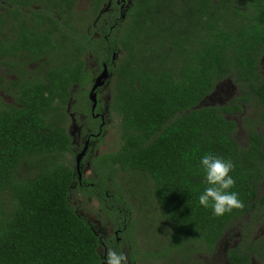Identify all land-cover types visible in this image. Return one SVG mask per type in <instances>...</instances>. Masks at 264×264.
<instances>
[{
  "label": "trees",
  "instance_id": "16d2710c",
  "mask_svg": "<svg viewBox=\"0 0 264 264\" xmlns=\"http://www.w3.org/2000/svg\"><path fill=\"white\" fill-rule=\"evenodd\" d=\"M102 1L89 0L88 10L95 14ZM75 4L0 0V69L16 75H0V90L13 98L0 96V264L106 260L98 250L102 234L77 211L69 194L76 184L82 197H97L108 210L105 190L118 169L140 171L151 179L150 191L173 227L161 250L127 247L128 264L137 253L150 259L173 250L212 252L234 221L245 227L264 211V190H259L264 135L258 128L264 127V0H126L125 15L114 30L108 28L112 12L100 15L99 36L77 24ZM22 7L28 8L26 14ZM113 50L118 55L112 61ZM85 51L112 71L109 110L119 116L120 143L92 158L94 176L78 179L75 167L60 157L71 146L66 101L68 88L84 83ZM39 57L40 65L46 63L41 76H25L27 62ZM226 78L237 85L238 94L226 103L203 104ZM245 104L258 109L246 118L242 143L235 136V120L227 114ZM207 153L234 162L236 185L231 191L239 193L242 209L215 216L199 204V195L209 186L200 166ZM25 161L35 170L18 175ZM116 185L110 194L123 203L114 210L124 213L125 232L133 235L135 221L124 190ZM108 239V250L122 252L113 236ZM251 249L230 247L229 264H250Z\"/></svg>",
  "mask_w": 264,
  "mask_h": 264
},
{
  "label": "rangeland",
  "instance_id": "374dc122",
  "mask_svg": "<svg viewBox=\"0 0 264 264\" xmlns=\"http://www.w3.org/2000/svg\"><path fill=\"white\" fill-rule=\"evenodd\" d=\"M89 0H76V14H81L84 12L85 7L88 5ZM118 54V53H117ZM117 57V56H116ZM261 72L264 75V54L261 59ZM89 65L94 66V61L89 58ZM1 73V71H0ZM10 73V72H9ZM6 76H9L7 74ZM113 81V77L106 80L103 86L99 88V98L100 107L105 112V122L102 129V134L99 139L95 142L92 149H90L86 155L82 158V177L90 178L95 175V170L93 169L92 158L98 153L106 152L112 149H116L120 143V137L118 132L119 116L109 110L110 101V84ZM76 91V88H73ZM238 94L237 85L232 82L230 78H226L218 82L214 90L208 94L202 101L203 104H213V103H226L231 97ZM82 108L86 112L90 106L88 102L82 100ZM76 110L77 100L71 101V108ZM78 107V106H77ZM257 107L251 104L243 105L242 110L231 112L228 117L233 118L236 122L235 136L240 142H245L247 139L248 126L246 123V118H253L256 115ZM72 110V109H71ZM90 114V113H89ZM76 117H72L67 114L66 125L69 133L73 136L72 144L70 150L67 151L61 159H63L68 165L74 167L75 164V154L82 147L84 138V126L89 125L96 127V121L91 118L83 116L79 113L75 114ZM88 118V119H87ZM259 130L264 135V127H258ZM45 158V157H44ZM43 158V159H44ZM33 164L36 163L34 157L27 159ZM25 161L18 168L17 174L23 175L30 173L35 170V165L33 167H28ZM120 186L124 190V198L129 205V214L131 219L135 221L137 226V236L138 242L148 247L151 250H161L168 245V234L170 230L173 229L170 221L164 217L160 212L156 197L150 189L153 183L149 177L145 178L143 173L136 170H117L115 171L114 179L111 183H107V193L106 201L112 206L113 212L109 216H122V213L115 211L114 208L122 204L121 202L115 201V196L110 193L114 192L115 185ZM116 185V186H117ZM264 187V180L262 182L261 188ZM2 194H0V198ZM150 200V203L146 202V199ZM69 200L75 205L77 211L83 215L89 223L92 225L96 232L105 234L110 231V223L107 216L104 214V210L97 205V200L89 197H82L76 188V184L71 186V192L69 194ZM116 205V206H115ZM124 214V213H123ZM113 219V218H112ZM259 226H264L262 223ZM237 222L234 221L232 225L227 228L222 235V237L217 242L215 249L212 252L207 253L206 251H175L169 253V255L157 256L148 260L136 261L137 264H228V258L226 256V250L228 247L234 243L237 239ZM258 226L255 227L256 233L258 232ZM144 239V240H143ZM201 247V246H200ZM124 253L128 256L127 248L122 246ZM99 251L101 247L98 248ZM129 258V257H128ZM260 260H253V264H258ZM128 263L130 261L128 260ZM261 264H264L261 262Z\"/></svg>",
  "mask_w": 264,
  "mask_h": 264
},
{
  "label": "flooded vegetation",
  "instance_id": "af4514ba",
  "mask_svg": "<svg viewBox=\"0 0 264 264\" xmlns=\"http://www.w3.org/2000/svg\"><path fill=\"white\" fill-rule=\"evenodd\" d=\"M31 5L35 6L34 3H32ZM88 5H89V1H88ZM88 5L85 7L83 13L76 14V10H75L76 4H75L74 13L77 17L76 18L77 24L83 23L82 27L85 29V31L88 34L93 35V36H99L100 35V31H99L98 27L96 26V22L101 20L100 15L102 16V13L110 12V11L112 12V16L109 17L110 23L108 24V28H109V30H114V26L117 23V19L121 17L120 16L121 13H123L125 15V11L127 9L126 8V0H105V1H102L101 6L99 7V9L97 10V12L95 14H93L90 11V9L88 10ZM22 9L24 10L25 14H26V12H28L27 7H22ZM100 26L99 27L102 29L103 22L100 23ZM102 35L104 36V34H102ZM113 53L115 54L114 56H113ZM117 55H118L117 51H115V50L111 51L110 52L111 60L113 61ZM62 56H63V54H62ZM41 58L42 57H39L38 59H34V60L27 62L26 69L24 71L25 76L33 77V76L37 75L38 73L39 74L42 73L41 71L46 68V63L42 62V64L40 65V61L42 60ZM45 58H47V57H44L43 60H45ZM89 58L92 61H94V66L89 65V63H88ZM83 59H84V69H85L84 70V72H85L84 83L83 84H77L78 82L73 83V85H71L68 88V98L66 101V109H65L67 114L72 116V117H76L75 114L79 113L80 115L83 114V116L84 115H86L87 117L91 116V118H93L96 121V124H97L96 127H92L89 125L84 126V132H83L84 141H83L82 147L84 146V144H87V147L85 149V152H84L82 158L84 157V155H86V153L90 149H92L95 142L99 139L100 135L103 133L102 129H103L104 123L102 124V121L104 120V122H105V112L100 107L99 88L101 86H103L104 84L101 86H98L95 89L97 101H96V105H95V108L93 111L91 109V101L88 97V94H89V90L92 86V83L94 81L95 76L98 73H100V71L102 70L103 63H106L104 60L99 61L97 58H94L93 54L88 52V51H85V53L83 55ZM106 65H107V69H108V77L106 80H109L110 78H112L113 74H112V71H110L107 63H106ZM0 71H1L0 75H3L4 79L14 78L16 76L15 74H13L11 72L9 73V70H6L5 67L1 68ZM7 74H9V76H6ZM40 76H41V74H40ZM73 88H76V91H73ZM0 96L5 101H13V98L9 94L4 93L2 90H0ZM110 97H111V92H110ZM86 98L89 100L88 103L90 106H87V108H89V109L85 112L82 108L81 103H82V100L86 101ZM72 100H75V101L77 100V106L78 107L76 106V110L73 109L75 106H72V108H71V101ZM72 140H73V136L71 135V144H72ZM81 148L76 152V154L81 150ZM76 154H75V156H76ZM82 158H81V165H80L81 177H82V167H83ZM74 167H75V164H74ZM75 172H76V169H75ZM263 180H264V177L261 179V181L259 183V190L260 191L264 190V187L261 188ZM107 191L108 190H105V193L107 196H109ZM79 193L81 194L80 191H79ZM111 196H112V194H111ZM88 197L96 199L97 205L101 209H103V207L100 205L99 198L91 197V196H88ZM106 199L107 198H104L103 201L107 202ZM105 206L108 210L103 209L104 210L103 212L109 220L110 231L105 233V234H102V238L100 239L99 247H101V250L103 251L102 255L106 256V254H107L108 248H109L110 243H111V241L108 239L110 237V235L114 237V239L117 243H120L121 248H122V246H125L126 248L128 247V248L133 249V247H135V248L138 247V249L147 248V250H148L149 249L148 247H145L138 242L139 239L137 236V233H138L137 232V230H138L137 226H135V229L132 230L133 235L132 234H126L125 230L127 228V224L125 223V221H127V217L124 215H122L120 217L118 215L111 217V216H109V214H111L113 211H109V210H112V206L109 203H105ZM245 216H246L245 218L248 220L251 217V212H247ZM236 222H237L236 228L238 230L237 231V239L234 241L233 244H231L228 247V249L230 247H235L239 244L242 247V249H248V247L252 246L253 250L252 249L250 250V264H253L252 262L255 259L260 260L261 262L264 263V258L254 255V252L257 254H259V253L264 254V226H259L262 223H264V211L261 212L260 214L258 213L256 220H254V221L252 220L245 227H243L242 223L239 220H236ZM256 226L259 227L257 233L255 230ZM243 232H245V235L243 234ZM255 240H257V241H255ZM228 249L226 250V256H227ZM122 252L124 253L123 249H122ZM147 259H148L147 256H144V258H142L141 253H137L135 255V258L133 259L132 264H137L136 261H138V262L139 261L142 262L143 260L147 261ZM261 262L258 264H261ZM100 264H106V260H103ZM228 264H229V260H228Z\"/></svg>",
  "mask_w": 264,
  "mask_h": 264
},
{
  "label": "clouds",
  "instance_id": "9594fccd",
  "mask_svg": "<svg viewBox=\"0 0 264 264\" xmlns=\"http://www.w3.org/2000/svg\"><path fill=\"white\" fill-rule=\"evenodd\" d=\"M200 166L205 173V181L209 185L199 195L200 205L211 208L215 216H223L234 209L244 207L239 193L231 191L236 185V180L231 175L235 169L231 159L207 153L200 158ZM105 259L106 264H128V256L125 253L111 248L107 251Z\"/></svg>",
  "mask_w": 264,
  "mask_h": 264
},
{
  "label": "water",
  "instance_id": "95a60500",
  "mask_svg": "<svg viewBox=\"0 0 264 264\" xmlns=\"http://www.w3.org/2000/svg\"><path fill=\"white\" fill-rule=\"evenodd\" d=\"M121 17L124 16L123 13H121L120 15ZM115 54L113 53V56ZM108 77V69H107V65L106 63H103V68L102 70L100 71V73H98L95 78H94V81L92 83V86L89 90V94H88V97L91 101V109L92 111L94 110L95 108V105H96V88L98 86H101L105 83L106 79ZM103 117V116H102ZM104 123V120L102 121V124ZM87 147V144H84V146L81 148V150L76 154L75 156V169H76V172H77V176H78V179L81 178V171H80V165H81V158L85 152V149Z\"/></svg>",
  "mask_w": 264,
  "mask_h": 264
}]
</instances>
